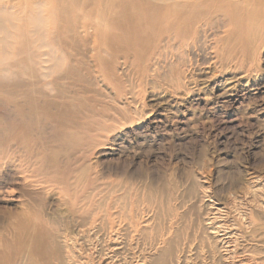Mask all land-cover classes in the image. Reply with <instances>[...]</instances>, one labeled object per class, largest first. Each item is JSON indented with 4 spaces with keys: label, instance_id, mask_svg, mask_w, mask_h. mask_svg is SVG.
<instances>
[{
    "label": "rangeland",
    "instance_id": "1",
    "mask_svg": "<svg viewBox=\"0 0 264 264\" xmlns=\"http://www.w3.org/2000/svg\"><path fill=\"white\" fill-rule=\"evenodd\" d=\"M53 1L0 0V86L14 81L29 108L57 95L60 116L13 103L2 113L0 93V180L20 183L0 193V264H59L57 244L66 264H103L83 222L109 215L141 229L150 214L147 234L165 224L196 240L179 264H221L205 226L214 208L220 225L242 227L233 264L264 259V18L243 17L223 47L212 39L224 24H214L208 48L148 71L119 64L125 75L103 85L62 33L57 44L45 34Z\"/></svg>",
    "mask_w": 264,
    "mask_h": 264
},
{
    "label": "bare ground",
    "instance_id": "2",
    "mask_svg": "<svg viewBox=\"0 0 264 264\" xmlns=\"http://www.w3.org/2000/svg\"><path fill=\"white\" fill-rule=\"evenodd\" d=\"M36 5L42 6V3L37 2ZM252 15L264 18V0H54L48 18H45L48 24L51 23L45 34L57 44V32L62 33L75 55L81 61L88 59L96 78L103 85H107V82H119L125 75L117 71L119 64L125 69H132L137 65L142 71H148L150 66H159L162 60L166 62L168 57L176 59V62L180 61V53L183 51L208 48V37L205 40L202 36L206 38L208 28L212 29L214 24L222 22L224 34L213 33L212 39L213 46L220 47L237 27L243 25L244 18L247 20ZM13 82L0 86L4 102L2 113H6L13 103L18 112H28L29 115L34 112H48L58 123L60 116H57V95L44 102L49 106L29 108L18 101L19 86ZM36 93L32 89L27 95ZM67 118L63 117V122ZM27 154L28 149H25L16 158L10 156L8 159L13 160L14 164ZM49 160L52 165L55 164L53 167L56 169L57 158L50 156ZM9 176L5 182L0 180V193H10L20 184ZM11 181L16 184L3 191ZM17 181H22L23 187L33 183L24 176H20ZM211 212L209 224L205 226L221 245L220 262L233 264L231 257L234 255L231 253L243 239L242 227L222 226L219 222L220 210L214 208ZM156 216L150 214L142 228L137 229L131 219L122 223L118 222L122 220L117 217L115 219L118 221L109 215H103L91 219L90 222H83L80 231L84 236L89 233L98 239L94 249L102 258L103 264H179L180 256L185 250H190L196 240L179 237L172 227H165V224L163 227L158 224L155 233L147 234ZM250 225L254 227L256 221L252 219ZM147 235H150L151 242L145 256L146 248L142 242H145ZM244 250L248 251L243 246L242 251ZM250 253L261 255L252 249ZM57 258L59 264H66L64 247L61 248V244H57ZM78 258L77 255L72 257L74 264ZM255 260L257 264H264V259L260 257ZM237 264L249 262L242 259Z\"/></svg>",
    "mask_w": 264,
    "mask_h": 264
}]
</instances>
